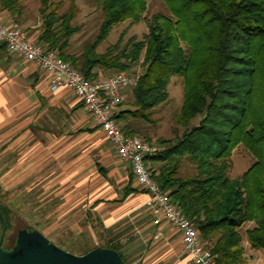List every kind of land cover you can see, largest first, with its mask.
<instances>
[{
    "label": "trees",
    "instance_id": "16d2710c",
    "mask_svg": "<svg viewBox=\"0 0 264 264\" xmlns=\"http://www.w3.org/2000/svg\"><path fill=\"white\" fill-rule=\"evenodd\" d=\"M75 1L59 14V0H39L36 41L90 80L99 71L137 76L128 108L112 111L127 137L139 134L133 122L152 121L155 107L167 100L171 76L181 78L177 121L185 128L180 137L157 138L145 163L160 190L194 224L214 264H246L244 237L264 251V0H162L167 13L148 18L143 16L147 0H91L102 12L98 31L72 52L70 39L79 30L71 23ZM0 4L21 13L18 0ZM142 19L147 32L141 39L124 41L122 33L105 51H97L114 25ZM197 116V123L188 126ZM240 144L254 161L231 178L232 152ZM184 158L194 166L188 175L179 174ZM8 216L9 209L0 204V223ZM102 246L132 264L120 241ZM92 248L85 243L74 249L83 254Z\"/></svg>",
    "mask_w": 264,
    "mask_h": 264
},
{
    "label": "rangeland",
    "instance_id": "374dc122",
    "mask_svg": "<svg viewBox=\"0 0 264 264\" xmlns=\"http://www.w3.org/2000/svg\"><path fill=\"white\" fill-rule=\"evenodd\" d=\"M59 1L58 13L61 14L68 9L70 0ZM25 2L24 16L29 20L26 24L28 26L19 25L29 37L32 30H38L39 33L42 18L38 11V0H26ZM75 5L76 13L71 23L79 26V30L70 39L69 49L72 52L79 51L84 43L94 38L102 20L101 10L91 0H76ZM156 12L167 13V8L162 0H147L146 10L143 13L144 18H148ZM146 32L145 19L137 23H130L128 20L119 22L112 27L107 37L98 45L97 51L100 53L105 51L109 45L117 41L122 33L125 41L131 36L141 39ZM139 71L140 67H137L135 73L137 74ZM103 75L107 76L109 73ZM167 91V100L157 105L150 115L152 121L137 120L133 122V126L139 129V134L136 136L145 141H148L146 137L150 138L151 142H148L153 147L156 146L157 138L180 137L185 128L177 121L183 95L181 78L172 75ZM72 117H70V121L71 118L77 119L75 115ZM81 118L85 126L95 128L93 135H98L101 138L98 144L101 146L99 152L93 151L92 140H89L88 136L81 144L79 143L86 150L84 153V174H77V170L80 168L77 169L72 163L68 169L61 167L60 163L64 161L58 158L48 160L43 157L29 158L28 138H0V204L9 209L4 245L11 244V238L21 227L38 230L49 241L75 254L78 251L74 248L78 245L84 246L85 243H88L93 247L102 246L109 240L102 236L112 235L110 240L122 241L124 238H128L125 242H121L122 249H128L132 264H144L156 253L158 241L142 238L144 233L129 232L127 218H122L113 226L105 229L93 211L91 204L98 196V192L103 194L107 190L106 165L110 160L112 164L116 158H112L110 144L102 132L97 131L96 126L90 125L91 120L88 115L82 113ZM198 119V116L193 118L188 126L197 123ZM73 127L76 128V126ZM108 153L112 155L109 160H107ZM73 156L69 154L70 159ZM231 158L232 166L228 171V176L231 178L241 175L254 161L251 153L241 144L233 150ZM182 160L179 174L192 173L194 166L187 159ZM1 227L0 223V233ZM108 230L111 234L108 233ZM124 233L126 234L123 235ZM242 244L246 264H264L262 249L252 248L245 237ZM184 257L186 260V255H183ZM186 264L189 263L186 262Z\"/></svg>",
    "mask_w": 264,
    "mask_h": 264
},
{
    "label": "crops",
    "instance_id": "0c3cea01",
    "mask_svg": "<svg viewBox=\"0 0 264 264\" xmlns=\"http://www.w3.org/2000/svg\"><path fill=\"white\" fill-rule=\"evenodd\" d=\"M25 1L18 0L21 13L17 15L2 8L0 4L1 22L28 26L26 24L29 20L24 16ZM37 35L38 30H32L29 38L35 40ZM130 90L131 87L121 89V101L112 111L128 108ZM82 113L88 115L90 125L95 127L81 101L66 86L55 91L50 90L49 76L36 63L10 51L5 43L0 42V138H28L29 158H58L64 161L60 163L61 167L68 169L72 163L77 169L80 168L76 169L77 174H84L86 150L80 144L88 136L92 140L93 151L99 152L101 138L93 135L95 128L84 125L81 120ZM72 115L77 119H72ZM97 131L101 132L99 129ZM111 151L113 156L108 153L107 160L111 156L116 159L114 158L112 164L110 160L106 165L107 190L103 194L98 192L91 204L100 224L108 229L118 220L127 218L129 232L144 233L142 238L146 240L156 239L158 249L144 264H186L179 232L167 222L153 224L154 215L148 205L149 195L136 184L129 164L119 159L112 147ZM69 154L74 156L70 159ZM108 233L111 234L110 230ZM156 233L158 236L155 238ZM102 237L110 240L112 235ZM124 252L128 256V249L125 248Z\"/></svg>",
    "mask_w": 264,
    "mask_h": 264
},
{
    "label": "built area",
    "instance_id": "2783aa9c",
    "mask_svg": "<svg viewBox=\"0 0 264 264\" xmlns=\"http://www.w3.org/2000/svg\"><path fill=\"white\" fill-rule=\"evenodd\" d=\"M0 42L5 43L10 51L36 63L49 76L50 90L66 86L81 101L119 159L129 164L136 184L149 195L153 224L167 222L179 232L186 262L214 264L194 224L169 201L167 193L160 190L148 169L145 157L154 151L152 144L137 136H125L112 118V109L121 101V89L134 86L137 76L114 72L107 76L99 74L90 80L62 60L55 50L31 40L16 23L3 24L0 20ZM157 236L158 233L154 235L155 238ZM127 239L124 238L122 242Z\"/></svg>",
    "mask_w": 264,
    "mask_h": 264
},
{
    "label": "water",
    "instance_id": "95a60500",
    "mask_svg": "<svg viewBox=\"0 0 264 264\" xmlns=\"http://www.w3.org/2000/svg\"><path fill=\"white\" fill-rule=\"evenodd\" d=\"M4 226L2 228V234ZM0 238V264H123L120 254L108 247L96 246L75 254L49 241L35 229L19 230L12 248L4 249Z\"/></svg>",
    "mask_w": 264,
    "mask_h": 264
},
{
    "label": "flooded vegetation",
    "instance_id": "af4514ba",
    "mask_svg": "<svg viewBox=\"0 0 264 264\" xmlns=\"http://www.w3.org/2000/svg\"><path fill=\"white\" fill-rule=\"evenodd\" d=\"M3 226H4V231H3V234H2V228H3ZM7 228H8V223H7V221H4V220H3L2 227H1V233H0V238H1V235H2L1 246H2L4 249H10V248H12V246H13L14 243H15L17 233L19 232V230H21V229H23V228H25V227H21V228L17 229L15 235H13V238H11V239H12V240H11V244L8 245V246H5V245H4V240H5V238H6V237H5V232H6ZM26 229H30V228H26ZM3 245H4V246H3Z\"/></svg>",
    "mask_w": 264,
    "mask_h": 264
}]
</instances>
